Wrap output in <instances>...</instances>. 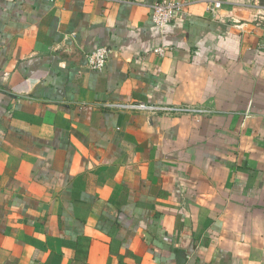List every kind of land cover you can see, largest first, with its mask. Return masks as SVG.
<instances>
[{
	"label": "crops",
	"instance_id": "obj_1",
	"mask_svg": "<svg viewBox=\"0 0 264 264\" xmlns=\"http://www.w3.org/2000/svg\"><path fill=\"white\" fill-rule=\"evenodd\" d=\"M156 1L0 0V264H264V0Z\"/></svg>",
	"mask_w": 264,
	"mask_h": 264
},
{
	"label": "built area",
	"instance_id": "obj_2",
	"mask_svg": "<svg viewBox=\"0 0 264 264\" xmlns=\"http://www.w3.org/2000/svg\"><path fill=\"white\" fill-rule=\"evenodd\" d=\"M206 10L215 17L217 11L221 8L222 2L219 0H205ZM197 2V1H195ZM193 2L186 0H158L150 5L151 20L159 28L166 23L172 21L176 14L187 11ZM163 47H158L153 51L158 54L163 53ZM108 50L104 47L96 49L87 55L89 66L92 69H101L107 59ZM104 105L112 110L121 112L138 111L148 115H177V114H202L206 112L203 109L194 105H175V104H157L147 103L143 101H129V102H106Z\"/></svg>",
	"mask_w": 264,
	"mask_h": 264
},
{
	"label": "water",
	"instance_id": "obj_3",
	"mask_svg": "<svg viewBox=\"0 0 264 264\" xmlns=\"http://www.w3.org/2000/svg\"><path fill=\"white\" fill-rule=\"evenodd\" d=\"M84 56V55H83Z\"/></svg>",
	"mask_w": 264,
	"mask_h": 264
}]
</instances>
